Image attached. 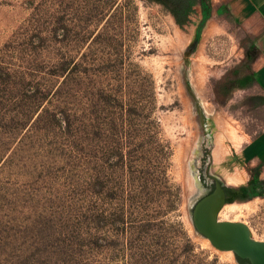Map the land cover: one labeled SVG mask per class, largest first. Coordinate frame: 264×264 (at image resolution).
Segmentation results:
<instances>
[{
    "label": "rangeland",
    "instance_id": "1",
    "mask_svg": "<svg viewBox=\"0 0 264 264\" xmlns=\"http://www.w3.org/2000/svg\"><path fill=\"white\" fill-rule=\"evenodd\" d=\"M183 2L179 26L151 0H0V264H238L188 218L186 84L212 113L208 173L240 194L218 220L264 242V14Z\"/></svg>",
    "mask_w": 264,
    "mask_h": 264
},
{
    "label": "water",
    "instance_id": "2",
    "mask_svg": "<svg viewBox=\"0 0 264 264\" xmlns=\"http://www.w3.org/2000/svg\"><path fill=\"white\" fill-rule=\"evenodd\" d=\"M180 71L184 76V69ZM197 146L198 141L191 154L192 158L198 156ZM191 177L193 180L195 179L192 171ZM225 193L226 188L217 183L214 191L196 201L195 205V199L189 195L186 210L195 235L207 239L210 245L219 252L230 251L235 258L247 261L246 264H264V242L254 240L247 226L242 223L218 220V214L224 204ZM193 205L194 209L191 212Z\"/></svg>",
    "mask_w": 264,
    "mask_h": 264
},
{
    "label": "flooded vegetation",
    "instance_id": "3",
    "mask_svg": "<svg viewBox=\"0 0 264 264\" xmlns=\"http://www.w3.org/2000/svg\"><path fill=\"white\" fill-rule=\"evenodd\" d=\"M187 92L192 100V113L196 117V121L198 123V146H197V157H193V162L196 158H200V164L198 166L199 174L198 176L194 177V190L191 193L192 198L195 199V202L200 200L201 198L205 197L212 191L216 184H221L226 188L225 199L223 207H225L229 203L238 202L239 200V193L232 187L224 185L219 179L212 176L208 173L209 167V151L212 146V138L214 134V123L212 120V113L207 112L204 107L199 103V99L191 92L189 85L186 84ZM192 162V172L194 173V163ZM194 205L191 208V212L194 209ZM222 207V208H223Z\"/></svg>",
    "mask_w": 264,
    "mask_h": 264
},
{
    "label": "crops",
    "instance_id": "4",
    "mask_svg": "<svg viewBox=\"0 0 264 264\" xmlns=\"http://www.w3.org/2000/svg\"><path fill=\"white\" fill-rule=\"evenodd\" d=\"M240 1L245 2V4H241L242 6L245 5L244 10L249 12L258 11L264 14V0H237V2L235 3L238 4ZM242 6H240L239 10ZM257 43L259 44L261 50V64H259L257 68L260 71L259 73L261 76V85L264 91V34L260 35ZM249 158H257L259 162H264V131L260 132L257 136L251 139V143L249 144Z\"/></svg>",
    "mask_w": 264,
    "mask_h": 264
},
{
    "label": "trees",
    "instance_id": "5",
    "mask_svg": "<svg viewBox=\"0 0 264 264\" xmlns=\"http://www.w3.org/2000/svg\"><path fill=\"white\" fill-rule=\"evenodd\" d=\"M151 1H153L155 4L160 6L164 12L173 16L176 20V23L179 26L183 25V22L178 19L179 10L183 7L184 4L183 0H151ZM236 260L238 264L247 263V261L240 260L238 258H236Z\"/></svg>",
    "mask_w": 264,
    "mask_h": 264
},
{
    "label": "bare ground",
    "instance_id": "6",
    "mask_svg": "<svg viewBox=\"0 0 264 264\" xmlns=\"http://www.w3.org/2000/svg\"><path fill=\"white\" fill-rule=\"evenodd\" d=\"M234 134V133H233ZM232 134V135H233ZM224 139V138H223ZM224 148V147H223ZM230 151V150H229ZM222 152V151H221ZM227 153V152H226ZM228 154V153H227ZM222 155V154H221ZM222 158V157H221ZM220 159V158H219ZM220 163V162H219ZM237 173V172H236ZM241 173H242V171H241ZM243 176V175H242ZM245 177V176H244ZM242 180V177H239V176H236V177H233L232 179H230V181L231 182H238L239 183V181H241ZM245 181H246V179H245ZM242 182V181H241ZM240 182V183H241ZM231 184H234V183H231ZM242 184V183H241ZM206 241L207 242H209L207 239H206ZM224 252H230V251H224Z\"/></svg>",
    "mask_w": 264,
    "mask_h": 264
}]
</instances>
